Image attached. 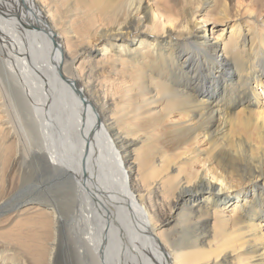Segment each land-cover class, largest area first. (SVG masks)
I'll use <instances>...</instances> for the list:
<instances>
[{
  "label": "bare ground",
  "instance_id": "1",
  "mask_svg": "<svg viewBox=\"0 0 264 264\" xmlns=\"http://www.w3.org/2000/svg\"><path fill=\"white\" fill-rule=\"evenodd\" d=\"M67 2L0 0V85L13 111L0 86V161L25 177L28 158L34 172L69 185L59 202L29 195L40 182L12 200L0 264H55L63 235L75 264H264V25L210 40L196 22L179 25L184 6L199 12L194 2L166 15L161 0H111L77 34ZM217 2L204 0L201 13ZM227 3L223 15L243 2ZM245 4L264 10V0ZM141 152L149 187L139 168L132 178ZM231 198L243 204L225 216ZM157 220L179 227L159 235Z\"/></svg>",
  "mask_w": 264,
  "mask_h": 264
},
{
  "label": "rangeland",
  "instance_id": "2",
  "mask_svg": "<svg viewBox=\"0 0 264 264\" xmlns=\"http://www.w3.org/2000/svg\"><path fill=\"white\" fill-rule=\"evenodd\" d=\"M184 1L185 0H164V1L161 0L162 3L158 4L156 6L161 7L166 15H171L174 12V7L180 10L181 5ZM189 1L197 4V7L199 8V12L193 11L194 14L192 16H190V15L188 16V14H186V12L188 10L191 11L192 6L190 4L184 6L182 8V13H184V15L181 13H179L177 15V17L180 20L179 25L185 26V30L189 31V30H192V27H193L194 23L196 22L199 26L198 27L199 35L203 36L206 32V35H207L206 37H209L210 40L212 37L216 38V36L219 35L220 39L226 38L225 39V41H226L231 28H235V26H237V25H239L241 30H243V33L248 30L249 33H247V35H251V34H253V32H255V29L253 27H255V26L261 27L264 25V10L263 11L260 10L259 13L249 11L248 7L245 4V0H241V2H243V3L240 6V8L237 6V3L233 7H231L232 12L228 13V15H223V12L228 7V3H227L228 0H219V3L217 2L218 4L216 5L217 9L213 10L212 12H209L210 9L206 8V10H205L206 14H204L203 12L201 13V10L203 9L202 3L204 2V0H189ZM110 2H111V0H69V2L64 3V7L65 8L68 7L70 9V13L67 14V20H68V22H71V26H70V24H67V25H69V27L72 29L71 31L74 30L77 32V34H79L78 33L79 31H81V33L86 32L88 29L87 28L88 27V25H87L88 21L92 20L93 18H96L98 16V13H101L108 6V4ZM165 2H167L168 4ZM149 7L152 8V7H154V5H151L149 3ZM141 16H142V14H141ZM259 16H263L261 18L260 23L254 24L252 22V17H259ZM75 17L78 18V20ZM184 17H186L188 20L185 18L186 23L183 24L182 19ZM158 18L162 19L163 16L160 15V16H158ZM81 20H83V21H81ZM72 22L76 26L72 25ZM75 22L77 24H75ZM145 25H146V23H145ZM149 25H150V22H149ZM72 27L73 28L78 27V29L77 28L73 29ZM248 28H251V29H248ZM85 29H86V31H84ZM252 29H254V30L251 31ZM161 30L162 29L157 28V32H160ZM261 30L263 31V34H264V26L261 27ZM168 31L169 30L162 31L159 35H164L166 38L167 34H165V32H168ZM219 37H217V38H219ZM161 40H162V38L159 39V41H161ZM91 42H92L91 45L94 47H97L100 44L99 41H96V40H93ZM176 43H182V45H185L184 44L185 42H183V41L182 42H179V41L173 42V44H176ZM247 50H248V48H247ZM173 53H174V49H173ZM173 58H175V57H173ZM244 58L246 59L245 55H244ZM218 59H220V57H218ZM232 59H234V57H232ZM232 61L234 62V60L229 59L230 64H232ZM245 65H247L246 62L237 67L238 75H239V77L242 78V80L246 79V74L242 68V66H245ZM227 68L229 71L230 70L232 71L231 66H229V67L227 66ZM185 71H188V70H185ZM126 74H128V75H126ZM133 74H134L133 71L131 73H128V71H127V73L126 72L123 73V76L124 75L126 76V81L128 82V84H131L132 87L134 84L132 81L128 80V78L130 76H133ZM234 75H236V74H234ZM4 80L5 79L2 78L1 81L4 82ZM235 81H237L236 77L234 79V82ZM263 81H264V78H262V82ZM128 84H127V86H128ZM0 86H1V88L5 94V100L3 102V105H5V107H6V105H8V108L13 115V111L10 107L12 103L10 100H8L4 85L3 86L0 85ZM254 86H255V83L252 81L251 87H254ZM134 87H136V86L134 85ZM151 88L153 90V94H156V92L158 93V90L156 89L155 85H153ZM259 88L261 89V95L260 96H262V97H260V101H261V103H264V100H263L264 91H263V88L261 86H259ZM144 92H146V90L141 91V93H144ZM148 95H150V94H148ZM109 96L110 95L108 94L107 97H109ZM175 119H178V117H175L174 119H172V121H175ZM181 121L185 122L186 120H184V119L179 120L178 119V121L176 120L175 122L180 123ZM7 125H8V127H10L9 124H7ZM16 126H17V124H16ZM27 138H29V137H27ZM24 143L26 144L25 141H24ZM206 143H207V139L203 140V138L201 137L200 140L197 142L198 148L202 151L207 150ZM139 147H140L141 151L143 150V148L145 151H147L146 147H143V148H142V146H139ZM144 153H146V152H144ZM144 153H142V152L139 153V156L137 158L138 163H137V165H135L134 174H133L132 178L135 177L136 170L139 168L140 172L142 173L141 185L149 187L148 173L150 172V168H149L150 159L147 158L146 154H144ZM251 153H252L254 158L257 159L259 157L258 155H256L254 153L253 150H251ZM131 161H132V159H131ZM175 161H177V160H175ZM33 164L34 163H32V161L28 158L26 159V163L19 164L23 168L28 169L27 170L28 173L26 172L27 174L24 177L22 172L19 169H17V170L14 169L11 171L6 166H4L3 163L0 161V192H3L4 194L6 193L4 195V197L7 198V202L9 200V202L6 204V205L9 204L7 206V210L0 214V236H4L9 230L14 228L10 225L11 219L13 218V216L6 214V212L9 211V208L12 207V204L15 202L14 201L13 203H11L12 200H14V198L16 196H19L21 194L25 195V190H30V189L32 190L34 188V186H36V184H37V183H35V185H33L34 182H38V183L40 182V184L35 188L33 193L28 192L29 195H31V196H34L33 194H35V197L36 196L38 197V195L43 194V195H45L43 197L47 196L52 201H55V202H57L61 198H68V195H69L68 187H69V185L60 183V181H56L55 179L53 180L52 178H50V180L46 179V178H48V175L46 176V173H44L42 176L41 172L37 173L36 170L34 172L35 165H33ZM180 166H183V162H181V161H179V163H178V167H180ZM167 171H166V173L167 174L169 173L170 174L169 176L176 174V171H172V170L171 171L167 170ZM27 176H28L30 181L20 191V189H18L17 187L19 186L20 181L25 180L27 178ZM41 177L43 178V180L39 181V179H41ZM158 180H159V178L157 179V181ZM22 191H24V192H22ZM40 197H42V196H40ZM249 199H251V198H249ZM59 204H58V206L62 207V203H61V205H59ZM235 204L240 209V206L243 204V202H241V200H238V202H236L235 198H231L230 202L228 203V205L224 209L225 216H231L232 215V209L234 208ZM29 205H32V203ZM166 214H167V212H166ZM213 223H215V221H212L210 224L212 225ZM262 223L264 224V222H262ZM154 224L157 225L156 232L159 233V235H163V234L167 233L168 231L177 230L179 227L178 223H176V222H171V223H169L168 226L163 227V228L162 227L158 228L159 220L155 221ZM171 235L179 236V240H181V238H184V236H185V235H180V234H175V233H172ZM163 236H166V235H163ZM163 236H161V237H163ZM65 240H66V237L63 235V239H61L62 245H61V248L59 250L60 253L57 254V259H56L55 264H75L74 256L72 257L71 255H69L68 254L69 252L66 250L67 245L65 243L66 242ZM1 246H4V241L2 239H0V248H1ZM6 250H9V249H6Z\"/></svg>",
  "mask_w": 264,
  "mask_h": 264
}]
</instances>
